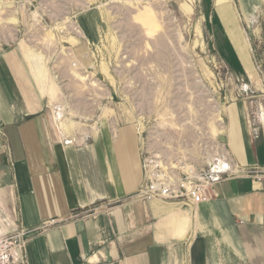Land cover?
<instances>
[{"label":"rangeland","instance_id":"374dc122","mask_svg":"<svg viewBox=\"0 0 264 264\" xmlns=\"http://www.w3.org/2000/svg\"><path fill=\"white\" fill-rule=\"evenodd\" d=\"M144 7L161 27L151 36L133 20ZM221 22L239 40L241 50L231 43L243 67ZM48 31L55 42L40 43ZM31 48L47 58L46 85L65 112L89 119L72 118L84 124L80 134L96 123L100 148L114 152L120 177V161L129 162L137 186L144 156L198 170L225 148L235 103H247L252 120L264 108V0H0V60L10 56L20 89L53 116L57 100L40 96L28 74ZM72 71L87 80L75 81Z\"/></svg>","mask_w":264,"mask_h":264},{"label":"crops","instance_id":"0c3cea01","mask_svg":"<svg viewBox=\"0 0 264 264\" xmlns=\"http://www.w3.org/2000/svg\"><path fill=\"white\" fill-rule=\"evenodd\" d=\"M1 58L0 235L34 230L26 264H264V108L254 121L247 103L230 108L224 144L242 174L214 184L192 210L143 202L131 196L137 175L121 160L120 177L100 131L62 134L51 107L34 104L10 56ZM184 213L190 224L177 239L170 217Z\"/></svg>","mask_w":264,"mask_h":264},{"label":"built area","instance_id":"2783aa9c","mask_svg":"<svg viewBox=\"0 0 264 264\" xmlns=\"http://www.w3.org/2000/svg\"><path fill=\"white\" fill-rule=\"evenodd\" d=\"M219 162L225 163L229 170L223 173V179L214 180L217 173L208 170L212 166L217 167ZM233 168L237 167L226 148L209 156L198 170L176 168L160 156H144L141 161V183L133 197L143 202L179 205L192 210L209 198L214 184L243 173H233ZM33 233L34 230L20 226L12 233L0 235V264H26V247Z\"/></svg>","mask_w":264,"mask_h":264},{"label":"bare ground","instance_id":"6f19581e","mask_svg":"<svg viewBox=\"0 0 264 264\" xmlns=\"http://www.w3.org/2000/svg\"><path fill=\"white\" fill-rule=\"evenodd\" d=\"M183 6L185 7L186 5L184 4ZM187 7H189V6H187ZM187 7L185 8L186 9V16L188 18H191L193 13H192L191 9L189 10L190 7L189 8H187ZM218 13L221 16V18L222 17L225 18L226 11L222 7H219ZM155 16L156 15H154V12H152V9H150L148 7H144L142 10L137 11V13L133 17L134 18L133 20L136 24H138L145 31V33L147 35L151 36V35H154L155 33H157L158 30L161 28L159 23H158V19H156L158 17H155ZM8 23H15V19L10 18ZM46 33L47 34L45 35L44 39H42V42H40V43H44V42L46 43L49 41L55 42L54 41L55 35H53L50 31H48ZM198 33H199V31H198ZM228 35L230 37L231 42L237 48H239V50H241L239 43H238L239 40L237 39V37L233 33H231L230 31L228 32ZM156 37L159 38V36H157V35H156ZM26 64L28 66V74L31 78V82H32L34 88L36 89V91L38 92V94L40 96H45V95H49V94L53 95L55 92V88L53 86H47L46 85L49 72L47 73V58L42 54V52H39V51L32 49V48L29 49L26 53ZM100 67H102V66H100ZM70 69H72V70L78 69L77 64L74 62L71 63ZM104 70H105L104 72H106L105 67H104ZM70 75L75 81H77L79 83H83L87 80L86 76H83L82 74L77 73L75 71L70 72ZM52 97H54L55 100H57V107L53 110V118H54V122H55L56 126L58 127V130H60L62 132V134H64L65 136H68L69 138L74 140L73 138L75 136L73 134V131L76 129L75 127L76 126H82L79 129L81 133H84L85 129L83 127L84 126L83 123L75 122L72 120V118L81 119L83 122H87V121H89V119L87 117H85V118L76 117V115H74V112H70L67 114L65 112V105H64L63 101H61V99L58 98V95H56V96L53 95ZM261 108H263V107L261 106ZM70 116H72V117L70 118ZM95 124L96 123H94L92 125L93 132L91 133V136H95V134H96L95 130L97 128L94 129ZM209 128L211 129V135L213 134L214 136H216V134L219 133L220 129L218 126L211 125ZM235 171H236L235 168H233V172H235ZM190 219H191L190 216L185 214V213L181 216H177V215L171 216L170 217V223H171L170 234L174 238L183 239L185 234H186V227L188 226V224H190Z\"/></svg>","mask_w":264,"mask_h":264},{"label":"water","instance_id":"95a60500","mask_svg":"<svg viewBox=\"0 0 264 264\" xmlns=\"http://www.w3.org/2000/svg\"><path fill=\"white\" fill-rule=\"evenodd\" d=\"M229 170V167L223 163V162H219L217 164V167H211L208 171L211 173H217V176L214 180H221L224 178V174L225 172H227Z\"/></svg>","mask_w":264,"mask_h":264}]
</instances>
